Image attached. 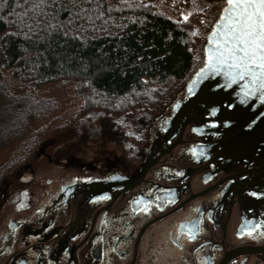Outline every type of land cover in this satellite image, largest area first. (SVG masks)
Here are the masks:
<instances>
[{
  "label": "flooded vegetation",
  "instance_id": "af4514ba",
  "mask_svg": "<svg viewBox=\"0 0 264 264\" xmlns=\"http://www.w3.org/2000/svg\"><path fill=\"white\" fill-rule=\"evenodd\" d=\"M192 79L122 161L85 173L94 179L47 178L33 205L14 192L0 264H264V134L190 91Z\"/></svg>",
  "mask_w": 264,
  "mask_h": 264
},
{
  "label": "trees",
  "instance_id": "16d2710c",
  "mask_svg": "<svg viewBox=\"0 0 264 264\" xmlns=\"http://www.w3.org/2000/svg\"><path fill=\"white\" fill-rule=\"evenodd\" d=\"M192 15L145 0H0V88L9 71L36 87L72 82L85 106L111 112L162 102L193 73Z\"/></svg>",
  "mask_w": 264,
  "mask_h": 264
},
{
  "label": "rangeland",
  "instance_id": "374dc122",
  "mask_svg": "<svg viewBox=\"0 0 264 264\" xmlns=\"http://www.w3.org/2000/svg\"><path fill=\"white\" fill-rule=\"evenodd\" d=\"M174 18L191 16L193 73L171 93L147 107L111 112L87 107L67 80L34 86L5 72L0 88V215L12 216L13 193L37 204L49 186L46 179L67 183L115 165L133 151L147 124L154 128L167 117L170 104L205 63L207 32L218 18L223 0H145ZM194 10L193 13H191ZM184 19V18H183ZM123 159H121L122 161ZM19 177V178H18ZM24 194L23 196L21 194ZM4 194V195H2ZM28 208L21 207L25 214ZM2 220V219H0Z\"/></svg>",
  "mask_w": 264,
  "mask_h": 264
},
{
  "label": "snow or ice",
  "instance_id": "6c2138e0",
  "mask_svg": "<svg viewBox=\"0 0 264 264\" xmlns=\"http://www.w3.org/2000/svg\"><path fill=\"white\" fill-rule=\"evenodd\" d=\"M181 15L184 19L188 18L184 13ZM207 41L204 47L205 63L197 75L209 69L219 71L229 83L241 81L240 91L245 96L259 93L261 98H264V0H223L218 18L211 25V31L207 32ZM214 112L215 109L209 114ZM210 123L214 124L216 121ZM78 179L94 178L84 176ZM252 195L258 193L253 192ZM106 196L107 194H104V197ZM142 204L143 207H137L136 211L147 213L152 201H143ZM156 207L159 208L160 205L157 204ZM184 228L188 238L192 239V229L187 224Z\"/></svg>",
  "mask_w": 264,
  "mask_h": 264
},
{
  "label": "water",
  "instance_id": "95a60500",
  "mask_svg": "<svg viewBox=\"0 0 264 264\" xmlns=\"http://www.w3.org/2000/svg\"><path fill=\"white\" fill-rule=\"evenodd\" d=\"M203 66L201 68H203ZM200 69L188 84V89L190 91L196 89L199 92L201 90H206L207 96H210L209 99L212 102L231 105V110L227 111L230 121L235 124L248 123L253 130L259 127L260 133L264 134V98H261L259 93L250 97L245 96L240 91L242 86L241 81L229 83L225 76L219 71L209 69L197 75ZM168 150L169 148L164 152ZM145 170L146 168L142 170L138 178L142 176Z\"/></svg>",
  "mask_w": 264,
  "mask_h": 264
}]
</instances>
